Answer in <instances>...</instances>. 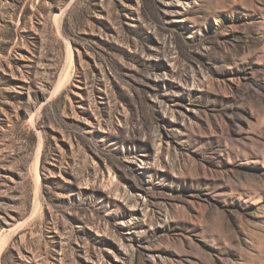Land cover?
<instances>
[{
  "label": "rangeland",
  "instance_id": "obj_1",
  "mask_svg": "<svg viewBox=\"0 0 264 264\" xmlns=\"http://www.w3.org/2000/svg\"><path fill=\"white\" fill-rule=\"evenodd\" d=\"M0 264H264V0H0Z\"/></svg>",
  "mask_w": 264,
  "mask_h": 264
}]
</instances>
